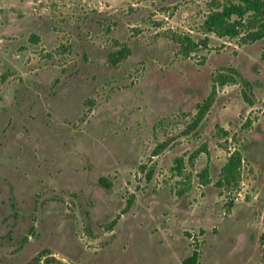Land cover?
I'll return each instance as SVG.
<instances>
[{"label": "rangeland", "instance_id": "1", "mask_svg": "<svg viewBox=\"0 0 264 264\" xmlns=\"http://www.w3.org/2000/svg\"><path fill=\"white\" fill-rule=\"evenodd\" d=\"M212 6L0 0V264H264V37Z\"/></svg>", "mask_w": 264, "mask_h": 264}, {"label": "trees", "instance_id": "2", "mask_svg": "<svg viewBox=\"0 0 264 264\" xmlns=\"http://www.w3.org/2000/svg\"><path fill=\"white\" fill-rule=\"evenodd\" d=\"M212 2L213 6L209 9L202 23L205 32H212L218 37H235L243 34L242 37L245 41H255L264 37V0H212ZM177 42L179 43V53L183 56H188L200 45H207L206 40L196 41L190 36H181ZM128 54L129 49L126 46L121 47L112 53V63L116 64ZM225 81L226 79H222L221 83ZM214 93L213 88L210 94L198 104L192 120V127L198 125L210 108ZM161 147L163 146L161 145ZM203 149L206 148L203 147ZM203 149L198 150V153L202 152ZM240 162L239 151L231 152L227 162L221 168L224 181L235 180ZM200 176L204 184L209 182L206 169L202 171ZM100 181L108 186L103 178H100ZM260 240L264 241V231L260 234ZM198 255V251L194 249L189 256L183 259V264H197ZM262 258H264V253Z\"/></svg>", "mask_w": 264, "mask_h": 264}, {"label": "built area", "instance_id": "3", "mask_svg": "<svg viewBox=\"0 0 264 264\" xmlns=\"http://www.w3.org/2000/svg\"><path fill=\"white\" fill-rule=\"evenodd\" d=\"M194 235L192 234L191 237H193Z\"/></svg>", "mask_w": 264, "mask_h": 264}, {"label": "crops", "instance_id": "4", "mask_svg": "<svg viewBox=\"0 0 264 264\" xmlns=\"http://www.w3.org/2000/svg\"><path fill=\"white\" fill-rule=\"evenodd\" d=\"M182 262H183V260H182Z\"/></svg>", "mask_w": 264, "mask_h": 264}]
</instances>
